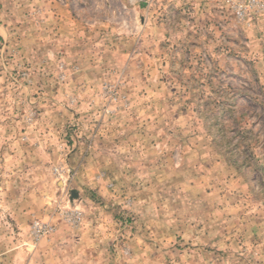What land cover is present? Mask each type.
<instances>
[{
    "label": "rangeland",
    "instance_id": "374dc122",
    "mask_svg": "<svg viewBox=\"0 0 264 264\" xmlns=\"http://www.w3.org/2000/svg\"><path fill=\"white\" fill-rule=\"evenodd\" d=\"M0 264H264V0H0Z\"/></svg>",
    "mask_w": 264,
    "mask_h": 264
},
{
    "label": "built area",
    "instance_id": "2783aa9c",
    "mask_svg": "<svg viewBox=\"0 0 264 264\" xmlns=\"http://www.w3.org/2000/svg\"><path fill=\"white\" fill-rule=\"evenodd\" d=\"M41 229V228H40Z\"/></svg>",
    "mask_w": 264,
    "mask_h": 264
}]
</instances>
